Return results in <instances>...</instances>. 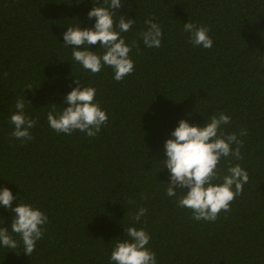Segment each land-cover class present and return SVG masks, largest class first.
Returning a JSON list of instances; mask_svg holds the SVG:
<instances>
[{
	"label": "trees",
	"instance_id": "trees-1",
	"mask_svg": "<svg viewBox=\"0 0 264 264\" xmlns=\"http://www.w3.org/2000/svg\"><path fill=\"white\" fill-rule=\"evenodd\" d=\"M96 2L103 0H0V189L11 190L13 206L20 200L48 217L31 256L22 242L0 245V264H114L112 245L128 238L126 225L148 232L157 264H264V0H121L114 22L135 19L121 36L139 45L122 81L108 66L85 70L63 44L68 25L95 24L87 13ZM148 18L162 29L159 48L139 36ZM188 21L210 29V49L189 41ZM75 79L95 88L108 116L95 137L57 134L48 124L50 109L67 107ZM21 98L37 121L23 143L10 135ZM219 111L231 117L222 130L244 142L243 159H228L249 179L230 212L196 221L166 195L170 173L160 160L181 119L203 127ZM227 166L221 159L222 173ZM140 207L147 215L137 223ZM12 215L0 206V226L11 231Z\"/></svg>",
	"mask_w": 264,
	"mask_h": 264
},
{
	"label": "clouds",
	"instance_id": "clouds-1",
	"mask_svg": "<svg viewBox=\"0 0 264 264\" xmlns=\"http://www.w3.org/2000/svg\"><path fill=\"white\" fill-rule=\"evenodd\" d=\"M124 5L121 0H103L96 2L87 13V18H95L93 26L81 28L80 23L67 26L63 33V44L72 49L73 61L78 62L85 70L92 74L99 73L104 66L110 67L115 81H122L134 72V61L129 56L132 47H139L134 40L127 44L121 33L128 32L135 19L119 16L114 22L116 12ZM146 29L139 33L143 44L147 48L161 46L162 29L153 18L145 20ZM117 28L119 31H117ZM183 28L189 34V41L194 46L210 49L213 40L208 35L210 29L193 22L183 23ZM100 42L102 53L89 49L90 45ZM264 59V56H261ZM76 87L65 97L61 111L52 108L47 113V121L57 134L71 135L79 130L89 137H95L102 126L108 122V116L102 110L99 102L95 101L96 90L91 86H82L75 79ZM25 88L32 90L31 85ZM29 102V101H28ZM30 103V102H29ZM31 104V103H30ZM55 105V104H52ZM16 111L10 115V123L14 125L10 133L12 138L22 143L33 139L31 129L37 121L26 115L25 100L17 99ZM190 115V114H188ZM231 123V117L224 111L212 113L203 127L190 124L187 119H181L178 126L171 132V137L164 142L163 169L170 173L166 182V195L177 198V206L187 208L192 212L196 221L215 222L221 211H231V202L243 192V185L248 182L247 171L240 164L233 165L228 159H243L241 148L244 142L235 132L228 133L222 126ZM247 134L240 130V136ZM232 145H235L233 148ZM224 159L228 161L226 170L222 173L218 165ZM186 190V191H183ZM13 196L7 187L0 189V206L13 213L9 231L8 227L0 226V245L16 249L22 242L24 253L31 256L36 243L44 235V225L48 217L33 205L20 202L13 206ZM147 215V209L140 207L132 215L134 222H140L142 216ZM127 239H115L112 245L110 262L114 264H157L156 254L146 247L150 235L144 228L126 225L124 229ZM13 234L20 237L17 241Z\"/></svg>",
	"mask_w": 264,
	"mask_h": 264
}]
</instances>
